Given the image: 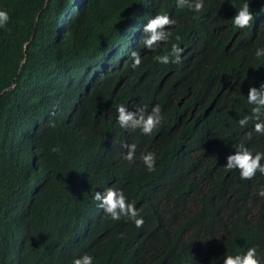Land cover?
Here are the masks:
<instances>
[{"label": "trees", "instance_id": "16d2710c", "mask_svg": "<svg viewBox=\"0 0 264 264\" xmlns=\"http://www.w3.org/2000/svg\"><path fill=\"white\" fill-rule=\"evenodd\" d=\"M245 2L254 20L239 29L232 16ZM262 8L264 0H204L199 13L176 0H0L9 15L0 28V264H72L84 253L93 264H222L251 246L264 264V175L242 180L225 166L238 144L264 152L255 121L238 124L253 107L248 88L264 82V56L255 55ZM157 13L175 24L148 50L143 25ZM173 43L182 62H156ZM132 50L142 58L135 69ZM121 104H159L164 120L151 135L122 129ZM123 143L136 145L131 163ZM148 151L154 172L142 160ZM110 186L135 203L143 227L98 206L94 192Z\"/></svg>", "mask_w": 264, "mask_h": 264}, {"label": "clouds", "instance_id": "9594fccd", "mask_svg": "<svg viewBox=\"0 0 264 264\" xmlns=\"http://www.w3.org/2000/svg\"><path fill=\"white\" fill-rule=\"evenodd\" d=\"M65 1V0H64ZM178 8L188 7L194 12H202L204 10V0H176ZM264 11V8L261 9ZM9 20V15L6 11L0 10V28L5 27ZM254 14L250 9L249 3H243L239 10L232 16L234 27L244 29L252 25ZM260 20H256V24ZM175 21L170 18L167 13H157L143 25V45L148 50H155L161 43H167L171 33L167 29L174 25ZM180 39L179 36L176 37ZM184 49L178 44L173 43L170 50L164 55H157L154 60L161 64H180L182 62V53ZM256 57L264 56V48H257ZM131 67L133 69L139 67L142 63L140 52L132 50ZM247 103L252 105L251 113L244 115L238 120L241 128L246 127L250 121H255L254 131L264 135V82L259 87L250 86L247 92ZM117 121L122 129H140L145 135H151L153 130L160 126L164 120L162 109L159 104L152 106L151 111H147V106L138 107L134 111L128 110L127 106L121 104L117 107ZM51 126H55L50 122ZM248 139H251L249 134ZM127 151L124 158L130 163L135 160L136 145L123 143L121 145ZM51 151L59 153L60 148L54 146ZM142 160L149 172L156 170V155L154 152L148 151L142 155ZM264 152L257 151L255 154L243 143L238 144L233 154L226 157V169L239 170V177L242 180H251L259 172L264 175ZM264 198V185H261L257 193ZM93 199L98 201V206L113 220L119 221L121 218L131 220L137 228L144 225V219L140 215V211L136 208L135 203L128 202V199L122 189L107 187L103 192L96 191L93 194ZM93 257L88 253H84L77 258H74L72 264H93ZM222 264H261L260 258L257 256V248L251 246L246 252L236 255L223 254Z\"/></svg>", "mask_w": 264, "mask_h": 264}, {"label": "rangeland", "instance_id": "374dc122", "mask_svg": "<svg viewBox=\"0 0 264 264\" xmlns=\"http://www.w3.org/2000/svg\"><path fill=\"white\" fill-rule=\"evenodd\" d=\"M114 48H116V46H114Z\"/></svg>", "mask_w": 264, "mask_h": 264}]
</instances>
